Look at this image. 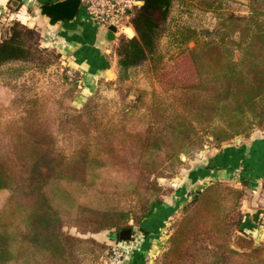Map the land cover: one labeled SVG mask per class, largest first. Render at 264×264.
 Wrapping results in <instances>:
<instances>
[{
    "label": "trees",
    "instance_id": "trees-1",
    "mask_svg": "<svg viewBox=\"0 0 264 264\" xmlns=\"http://www.w3.org/2000/svg\"><path fill=\"white\" fill-rule=\"evenodd\" d=\"M141 1L129 11L134 35L117 38L118 80L128 79L155 54L163 37L167 46L194 40L188 51L198 82L166 98L143 91L118 113L115 126L108 123V101L97 96L69 112L76 77L65 75L42 96L27 97L32 89L23 77L27 66L47 67L56 54L40 48L37 29L16 20L5 24L7 34L0 39V264H97L111 247L94 234L139 227L161 204L152 174L181 163L180 153L201 149L206 137L218 146L264 128V13L252 5L248 16L221 13L222 23L236 25L237 37L220 33L199 40L190 29L168 31L180 15L177 10L192 4ZM204 4L216 11L213 3ZM112 192L138 200L140 212L108 207ZM241 197L238 189H222L217 181L205 184L183 206L159 264H264V243L243 231L242 214L233 217Z\"/></svg>",
    "mask_w": 264,
    "mask_h": 264
},
{
    "label": "rangeland",
    "instance_id": "rangeland-1",
    "mask_svg": "<svg viewBox=\"0 0 264 264\" xmlns=\"http://www.w3.org/2000/svg\"><path fill=\"white\" fill-rule=\"evenodd\" d=\"M192 4L188 6L185 11L182 12V9L177 10V14H180L175 18L176 21L169 23V30L173 31L176 27H183L185 29H190L194 31V38L199 40L210 39L213 36L225 34L226 36H231L233 38L237 37V32H234L237 29L236 25H232L230 21L222 23L220 19L221 13H233L236 16H248L250 14V5L255 6L258 11L264 13V0H185ZM204 3H213L215 12L213 9H204ZM17 4V1H16ZM15 4V5H16ZM17 6V5H16ZM10 3L8 5L9 11L17 10L16 7ZM211 7V6H210ZM7 9V11H8ZM6 11V12H7ZM26 17L15 16L11 20H1L0 21V39L6 36L7 26L6 23L16 20L22 24H25L28 27H33L39 31V45L40 48L48 47L53 50L56 55L50 60V64L47 67L41 69L29 66L27 71L24 72L25 83H29L30 89L27 97L30 96H42L48 87L52 83H61V78L65 75H69L72 78L76 77L77 83L75 85L76 95L75 99L68 103L69 112L73 113L78 110L84 101L91 97L97 96L99 101L102 102L107 100L109 114H108V123L115 126L118 124L117 115L124 106L134 104L136 99L140 97V94L144 93H154L163 98H166V95L171 93V91L180 88L182 86L192 85L198 82V77L196 75L192 60L188 49L194 46V40H190L185 44L180 46L172 45L167 46L165 38H161L158 42L157 49L155 54L146 59L141 65L139 64L130 72V77L128 79L118 80L117 78V66H116V78L114 80H105L104 78H99L97 85L94 88H88V80L84 73H81L80 70L73 68L67 61L68 59L60 52L59 48L56 46L55 41L49 39V35L42 36L40 29L36 26L37 21L33 26L29 24L25 19ZM28 18V17H27ZM38 20V17H37ZM133 29V28H132ZM127 32H129L127 30ZM132 32L129 33V36L116 29L115 39L108 40L104 42V47L109 51L107 53L111 57V61L117 60L115 47L117 43V38L119 36L132 37L134 35ZM238 53L235 52V58H237ZM17 65H21L18 63ZM2 67H6L5 65ZM2 69V68H0ZM1 71V70H0ZM77 72V73H76ZM77 74V75H76ZM60 88V87H59ZM60 90V89H59ZM261 131H264V128L254 127L251 133L244 136H236L233 139L224 141L221 145L215 146L211 143L207 137L203 140V146L201 149L193 151L189 154L180 153V159L182 156L185 157L184 160L181 159V163L174 162L171 166L165 165L162 166L158 172L152 174L151 179L154 180L155 184L161 188L157 189L158 194L161 197V203L168 204L170 203V198L175 194V189L179 185H182L184 181L182 177L185 176V173L188 169L192 167L200 166L201 162L206 159V156L212 155L218 149H223L226 144H240L243 141H248L251 138L260 134ZM239 139V140H238ZM161 174V175H160ZM207 183H210L207 182ZM206 183V184H207ZM219 186L224 188H232L222 181H217ZM233 189V188H232ZM110 191V189H108ZM113 190V189H111ZM201 189H194L190 191L182 203L175 209L173 214L167 218L164 222V226L160 231V238L158 242L153 247V250L148 252V255L145 260V264H159V261L164 252L168 250L169 239L173 233H175V224L182 218L183 206L192 201L193 197L199 193ZM242 197L236 204V211L233 213L234 219L237 218L239 214H244L241 208V203L243 200H249L251 198V189L246 187L243 189H238ZM111 192V191H110ZM115 194L114 198H111L107 202L108 207H114L117 210H131L129 213H133L134 210L139 208V201L136 199L129 200V197L125 198V195H121L117 192H112ZM259 200V199H258ZM257 200V201H258ZM260 205V203H259ZM143 204H141L142 208ZM160 206V205H159ZM158 206V207H159ZM161 207V206H160ZM136 210L135 213L140 212ZM264 210V206H259V209ZM163 214L168 211L167 208L162 209ZM148 219L144 220L139 228L144 229ZM264 216L261 217L260 224L264 225ZM128 223H132L129 221ZM132 224L130 225V227ZM64 230H69L71 233L74 232L73 228L64 227ZM119 230L110 229L106 231H100L94 234L93 236L98 240L106 243L108 246H120L126 245V242L115 241L108 236V234L117 233ZM142 236V232L136 231L133 233V236ZM264 243V242H263ZM231 247L235 248L234 244L231 243ZM123 248V247H122ZM124 249V248H123ZM111 252V251H110ZM110 252L107 255H104L98 260L97 264H102L103 261L108 257Z\"/></svg>",
    "mask_w": 264,
    "mask_h": 264
},
{
    "label": "crops",
    "instance_id": "crops-1",
    "mask_svg": "<svg viewBox=\"0 0 264 264\" xmlns=\"http://www.w3.org/2000/svg\"><path fill=\"white\" fill-rule=\"evenodd\" d=\"M57 1L60 0H0V21L21 15L26 17L31 26L37 21L36 26L42 36L49 35V39L55 41L60 52L68 59L67 62L85 74L89 89L97 85L99 78L114 80L116 61H111L107 54L109 51L104 47V42L108 41V30L91 21L81 4L78 14L72 20L50 24V17L41 14L40 7ZM10 3L17 5L18 9L9 11ZM200 162V166L187 170L182 177V185L175 189L170 203H161V207L158 205L155 208L144 226L142 236L134 235L126 245L120 244L127 253L124 264H145L148 252L158 242L167 218L190 191L202 189L209 181H222L233 189H251V198L241 203L244 213L241 228L255 243L264 242V225L260 224L264 210L261 208L262 212L258 214L256 221L252 217L259 206H264V131L240 144H226V147L216 150L209 157L207 155ZM164 207L168 211L163 214Z\"/></svg>",
    "mask_w": 264,
    "mask_h": 264
},
{
    "label": "built area",
    "instance_id": "built-area-1",
    "mask_svg": "<svg viewBox=\"0 0 264 264\" xmlns=\"http://www.w3.org/2000/svg\"><path fill=\"white\" fill-rule=\"evenodd\" d=\"M138 2L139 0H80L91 21L102 25L105 29L109 25H114L125 36H129L130 32L133 34L129 11L134 5H139ZM126 256V250L116 245L112 247L102 264H124Z\"/></svg>",
    "mask_w": 264,
    "mask_h": 264
},
{
    "label": "water",
    "instance_id": "water-1",
    "mask_svg": "<svg viewBox=\"0 0 264 264\" xmlns=\"http://www.w3.org/2000/svg\"><path fill=\"white\" fill-rule=\"evenodd\" d=\"M139 5L142 4V1L139 0ZM80 0H60L51 4L41 5V14L47 15L50 17V24H55L57 21H70L72 20L79 11ZM107 33L108 40L115 39L116 27L114 25H109ZM239 140V139H238ZM182 160L185 159L184 156L181 157ZM262 212L261 209L256 210L252 217L256 221L258 214ZM136 231L145 232L142 228L137 226H131L124 229H120L117 233L108 234L110 238L115 241H130L133 237V233Z\"/></svg>",
    "mask_w": 264,
    "mask_h": 264
}]
</instances>
